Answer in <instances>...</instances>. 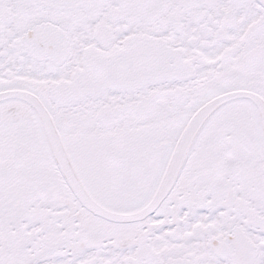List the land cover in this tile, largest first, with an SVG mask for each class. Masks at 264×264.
I'll use <instances>...</instances> for the list:
<instances>
[{
  "label": "snow or ice",
  "instance_id": "obj_1",
  "mask_svg": "<svg viewBox=\"0 0 264 264\" xmlns=\"http://www.w3.org/2000/svg\"><path fill=\"white\" fill-rule=\"evenodd\" d=\"M0 264H264V0H0Z\"/></svg>",
  "mask_w": 264,
  "mask_h": 264
}]
</instances>
